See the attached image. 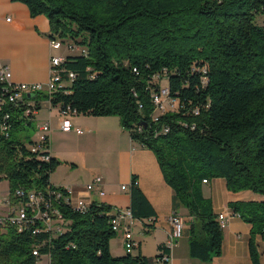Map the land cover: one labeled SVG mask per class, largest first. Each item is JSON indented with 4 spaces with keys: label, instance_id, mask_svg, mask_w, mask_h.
I'll return each mask as SVG.
<instances>
[{
    "label": "trees",
    "instance_id": "obj_1",
    "mask_svg": "<svg viewBox=\"0 0 264 264\" xmlns=\"http://www.w3.org/2000/svg\"><path fill=\"white\" fill-rule=\"evenodd\" d=\"M18 1L32 16L49 19L50 37L81 52L66 53L61 85L52 95L41 92L0 109V182L8 180L10 201H22L18 188L56 187L50 175L60 161L50 146L33 151L35 140L18 134L36 119L28 113L32 103L36 110L48 101L59 112L115 115L134 140L155 153L174 190L175 208L183 206L193 217L191 257L210 262L221 255L223 229L204 196V179L222 177L230 191L264 195V19L258 21L264 0ZM165 72L179 108L155 119L152 94ZM4 86L0 81V96L8 94ZM130 195L134 217H151L136 179ZM231 206L252 224L250 251L258 264L254 236L264 239V200ZM59 208L66 222L60 232L44 229L39 220L23 231L7 223L0 232V264H37L43 256L51 264H159L169 251L162 244L155 257L127 250L114 256L113 206L93 201L86 212L64 203Z\"/></svg>",
    "mask_w": 264,
    "mask_h": 264
},
{
    "label": "crops",
    "instance_id": "obj_2",
    "mask_svg": "<svg viewBox=\"0 0 264 264\" xmlns=\"http://www.w3.org/2000/svg\"><path fill=\"white\" fill-rule=\"evenodd\" d=\"M50 22L45 15L32 16L28 6L18 0H0V65L9 67L16 83H46L50 78L51 56L56 50L50 46ZM75 129H61L62 117L57 107L42 101L35 121L51 124L50 153L60 163L50 175L51 184L68 186L75 196L105 202L115 208L126 209L131 204L130 188L134 179L152 207L151 217L137 219L133 233L137 251L155 257L162 244L169 239L172 226L170 216L178 211L187 218L183 237L171 250L170 264H255L250 251L252 224L235 214L231 203L263 201L264 195L246 189L238 192L227 188L222 177L211 178L202 185L204 196L210 198L214 212L233 214L223 230L222 253L210 262L193 258L189 250V230L193 217L187 208L173 204L174 190L166 182L155 153L131 137L120 118L75 114L71 117ZM37 138H35L36 140ZM104 180L105 197L97 191L90 195L86 185L95 175ZM125 186L126 189L122 187ZM94 194H98L97 199ZM259 262L264 264V239L254 236ZM122 237V243H123ZM124 244V243H123ZM114 256L127 254H115Z\"/></svg>",
    "mask_w": 264,
    "mask_h": 264
},
{
    "label": "built area",
    "instance_id": "obj_3",
    "mask_svg": "<svg viewBox=\"0 0 264 264\" xmlns=\"http://www.w3.org/2000/svg\"><path fill=\"white\" fill-rule=\"evenodd\" d=\"M50 46L54 50H61L64 46L66 47L67 52H73L79 50L75 44L67 43L62 41L59 37L54 36L50 37ZM66 57L64 55H53L51 56V69H50V78L46 83H16L12 81V73L8 66L0 65V81L5 83L4 90L8 92L7 96H0V109L5 102H19L22 101L27 96L45 92L52 95L57 91L60 83V68ZM74 74L70 73V77H73ZM166 72L161 75H158L157 78L161 80L165 78ZM206 81V80H205ZM153 102L155 104L154 118L160 114H163L170 110H177L179 108V100L170 95L169 87L162 86L160 83V88L158 91H154ZM50 104V103H49ZM32 109L28 110V113H32L34 116L37 115L38 110L34 108L32 103ZM51 105V104H50ZM140 107L142 104L140 103ZM76 112H72L70 108L60 112L62 117L61 129L63 131L69 132L73 129L77 133H83L81 128H74V125L71 120V116L75 115ZM5 128V124L3 125ZM50 122H45L41 126L37 127L39 130V136L35 140V143L32 145L33 151H45L48 150L50 146V132H51ZM168 130V129H165ZM42 159L48 161L50 155L43 153L41 156ZM204 183H207V180L204 179ZM126 189L125 186L122 187ZM86 192L90 195L94 191L101 197H105L106 192L104 190V180L101 175H95L90 183L86 185ZM16 195L22 197V201L17 203H12L10 201L9 193L8 197L5 200L6 205L9 206L10 211L3 216H0V228L5 226L7 223L14 224L18 227L20 231L28 229L31 224H34L36 220H39L46 230H56L57 232L62 231L63 225L66 223L62 212L60 211L59 206L64 203L72 206L73 208L80 210L81 212H86L93 200L85 199L83 197L78 198L75 196L74 190L71 187H49L46 191L42 190H30L25 191L21 188L16 190ZM23 198H26L23 200ZM112 225L116 233H122L123 243L128 252H132L133 249L137 246V242L133 233V226L135 225L136 218L134 217L130 208H113ZM233 214H228L221 212L218 214L217 221L220 228L223 230L227 227L230 217ZM170 223L172 226L171 232L169 234V239L165 243V247L169 250L163 252L161 257L158 258L157 262L159 264H170L172 254L171 250L174 245L180 240L185 232L187 218L183 214L175 211L170 216ZM39 230V228L37 229ZM36 230V231H37ZM33 253L37 256L39 255L38 249H34Z\"/></svg>",
    "mask_w": 264,
    "mask_h": 264
},
{
    "label": "rangeland",
    "instance_id": "obj_4",
    "mask_svg": "<svg viewBox=\"0 0 264 264\" xmlns=\"http://www.w3.org/2000/svg\"><path fill=\"white\" fill-rule=\"evenodd\" d=\"M264 17L261 15L258 17V21L261 23L263 21ZM56 55H64L67 52L66 47L64 46L61 50H56ZM81 52V49L70 52L71 54H79ZM162 86L168 85V79L165 77L160 81ZM45 120H39L36 122L33 121L32 125L25 124L23 128L18 132V134L23 138L25 141L35 140V138H38L39 136V130H37V127L44 124ZM97 199H100V196L98 194H94ZM8 197V180L3 179L0 182V216H3L4 214H7L10 211V208L8 205H6L5 200ZM3 226L0 228V232L3 231ZM112 250L115 254H121L126 253V248L124 244L122 243V233L118 232L115 237L112 239ZM134 253L137 251V249H133ZM37 264H51L50 258L48 256H43L38 261Z\"/></svg>",
    "mask_w": 264,
    "mask_h": 264
}]
</instances>
